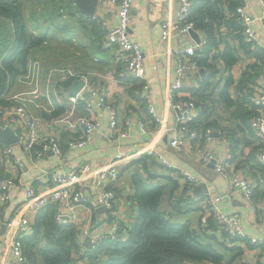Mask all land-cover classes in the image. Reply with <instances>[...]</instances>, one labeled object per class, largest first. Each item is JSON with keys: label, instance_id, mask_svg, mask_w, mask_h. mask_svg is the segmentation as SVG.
<instances>
[{"label": "crops", "instance_id": "0c3cea01", "mask_svg": "<svg viewBox=\"0 0 264 264\" xmlns=\"http://www.w3.org/2000/svg\"><path fill=\"white\" fill-rule=\"evenodd\" d=\"M20 1L24 9L25 1ZM48 2L50 12L47 14L48 20L42 26L44 30L42 33L46 38L49 33L46 60L43 64L45 78L42 81L46 86L48 78L51 82L55 80V83L63 80L65 78L63 75L56 78L53 73L60 71L56 69L64 67L72 66V69L84 71L87 85L82 87L83 99L80 100L79 107L77 104L76 113L86 114L98 120L100 124L91 141L79 149H68L66 142L70 131L60 122L56 123L59 117L70 110L71 103L68 101L67 105L65 99L63 101L54 99L53 102L47 96L39 95L36 101L41 105L31 103L36 108L45 109L41 114L44 118L40 119L38 132L56 135L64 146L63 155L60 157L54 152H49L37 157L25 150L18 141L13 145L12 153L4 154L3 162L0 163V177L3 175L17 177L24 185L34 184L40 191H47L53 187L51 176L54 172L67 173L80 168L84 163H89L91 167L126 163L121 166L113 188L121 189V192L115 189L118 199L114 207L127 227L133 225L138 212L137 200L133 197L127 198L128 193L133 194L134 189L131 175L135 170H139L144 178H148L151 172L154 176L150 177V181L163 186L159 203L161 211L174 222L189 223L197 232L201 242L212 244L223 255L219 263L209 260H185L182 264H264L263 245L252 244L248 239L232 240L226 234L202 228L200 218L206 206L205 201L198 199L220 196L218 203L220 210L224 213L239 214L246 235L264 240V163L260 161L256 133L254 134L243 120L245 105L242 103L240 90L242 72L250 64H259V58L239 48L238 60L231 67H227L222 57L224 41L233 46H238L239 43L231 29L221 25L223 41L207 56L211 66L206 68L201 65L205 69V76L203 77L200 72L197 75H189L186 87L175 91L172 95L171 85L176 78V50L184 43L189 44L199 41L200 38H206L204 31L194 29L196 35L191 33L187 37L177 35L170 40L162 39L161 23L173 18L177 0H134L133 2L129 32L131 39L145 52L144 74L141 80L123 74L117 59V48L104 42L102 37L95 36L92 31L93 21L102 25L119 22L116 7L110 0H98L92 18L80 11L76 0L74 2L65 0L66 14L62 13V8L59 11L63 0H48ZM242 3L245 5V11L255 17L252 27L257 34V42L251 44L252 48L260 50L264 57V19L261 18L264 12L263 2L242 0ZM24 14L28 22L25 10ZM202 57L204 56H200L198 60ZM260 65L264 70V63ZM20 78L16 83V86H20L19 90L12 91L14 89L12 87L7 94L31 89L29 85L30 88L25 90L24 78ZM206 79L209 81L204 82ZM52 85L51 95L54 89L62 92L60 88ZM70 87L66 92L72 93ZM38 88L40 91V86ZM93 91L97 94H93ZM84 92H88V96H84ZM98 95L104 96L107 104L117 111L118 124L113 140L108 139L111 127L107 109L96 104L88 108V103L93 102ZM147 95L153 113L148 108ZM186 96H193L200 106L194 124L211 127L213 134L210 139L201 135L196 137L187 135L184 138L183 148L178 149L170 144L174 137L181 136L176 131L177 112L173 103ZM58 107H62V111L55 115L54 111ZM4 144L7 143L0 141V146ZM207 152L222 159L233 174L246 177L255 184L253 199H244L232 187L231 181L216 170L215 161L209 163L204 161L203 157ZM133 160H137V163L132 164ZM20 165L24 167L23 171L20 170ZM88 177L89 174L83 173L82 180L76 184L86 196V200L77 206L80 220L88 219L93 223L99 219L106 220L107 209H99L101 205L96 200V188L83 184L88 181ZM187 189L190 195L186 194ZM9 193L10 201L0 208L2 220L0 264H11L12 242L25 232L19 222L13 218L14 209L25 198V190L11 186ZM35 215L36 213L31 216L32 220ZM10 221L12 224L9 225ZM100 223L105 227L109 225L101 221ZM3 224L6 225L4 231ZM80 261L81 264H86L87 259Z\"/></svg>", "mask_w": 264, "mask_h": 264}, {"label": "built area", "instance_id": "2783aa9c", "mask_svg": "<svg viewBox=\"0 0 264 264\" xmlns=\"http://www.w3.org/2000/svg\"><path fill=\"white\" fill-rule=\"evenodd\" d=\"M116 7L119 15L117 24L102 25L104 29V40L108 44L114 45L117 48V59L120 70L123 74L134 79L141 80L144 74V50L138 43L134 42L130 36L129 20L134 0H110ZM264 5V0H262ZM193 1L192 0H177V7L172 19H167L161 23L162 39L170 40L171 38L180 36H189L195 29V21L192 16ZM239 21L242 26V34L248 42L256 43L257 34L253 30L252 22L255 20L250 13L245 11V5L242 3L236 9ZM264 19V12L261 17ZM207 47V39L200 38L197 42L181 45L175 54L176 61V78L171 85L172 95L175 91L181 90L187 85L189 75H197L200 72L201 64L198 60L202 56ZM65 78L71 77L74 80H84V86L87 85V76L81 70L64 67L60 69ZM40 75V62L34 61L24 78V82L31 86L28 91H22L14 94H5L0 98L4 102H0V127L6 128L11 126L17 135L19 142L25 150L30 151L34 156L41 157L49 152H54L58 156L63 155L59 140L52 134L38 132L40 119L33 115L28 105L35 103L38 106L36 98L39 94V86H36L37 79ZM56 84V83H55ZM54 84V86H55ZM53 85L48 78L45 86L46 96L51 101L50 92ZM146 86V85H145ZM34 87V88H33ZM84 88V87H83ZM76 94L65 92V97L71 103L72 107L67 113L57 119L68 126V130L74 135L67 139L66 147L68 149H79L94 137L100 122L88 117L86 114H76L77 104L79 107L80 100L83 99L82 90ZM254 94L250 97L253 104L258 107V113L252 119V126L259 137V157L264 163V71L261 73L260 82L254 88ZM93 94H97L93 91ZM148 98V108L153 113V107ZM93 104L107 109L110 120L111 131L108 134V139L115 138V129L118 124V115L114 107L107 104L104 96H97L93 102L88 103V108ZM173 107L177 112V127L176 131L181 136L174 137L170 144L171 146L182 149L184 138L196 137L201 135L210 139L213 134L211 127L201 128L194 124L196 116L200 110V106L193 96H186L177 102L173 103ZM14 144H4L0 146V161H3L4 154H10L13 151ZM121 156V154L119 155ZM161 158V157H160ZM206 163L215 161L216 170L224 177L228 178L232 187L244 198L251 200L255 194V184L246 177L233 174L226 166L222 159L216 158L211 152H207L204 157ZM20 170L24 167L20 165ZM89 174L88 181L83 183L85 186L95 187L97 190L96 200L99 205L105 206L107 209L106 220L99 219L103 223H109L107 227L102 226L100 221L93 223L87 221L79 228L78 243L81 246L80 254L84 253L86 243L89 241L92 247H96L104 241L114 240L118 236L127 233V226L121 216H118V211L114 204L118 199L117 192L113 188L112 183L119 176L118 164L112 163L105 167H91L89 163H84L80 168L71 170L70 172H54L51 176L53 187L47 191H40L34 184L24 185L17 177L3 175L0 177V208L8 204L10 201V187L16 186L25 190V198L14 209V216L20 227L25 230L26 234L31 230V216L36 211L49 203L57 204V220L61 223L75 222L77 220V206L81 205L82 201L86 200L82 189L77 188L76 184L82 180V174ZM190 178V177H189ZM193 184L195 182L193 181ZM187 195H190L187 189ZM205 201L206 210L201 214V222L206 224L212 218L217 226L218 232L226 234L230 239H248L252 244L264 246V240L260 238L248 237L241 225V217L237 213H224L219 208L220 196H210L198 198ZM67 209V211H64ZM2 220L0 218V226ZM12 224V221L8 223ZM23 234V235H24ZM17 236L12 242L13 260L11 264H31L27 256L23 252V243L21 237Z\"/></svg>", "mask_w": 264, "mask_h": 264}, {"label": "trees", "instance_id": "16d2710c", "mask_svg": "<svg viewBox=\"0 0 264 264\" xmlns=\"http://www.w3.org/2000/svg\"><path fill=\"white\" fill-rule=\"evenodd\" d=\"M192 1L195 29L204 31L207 39L204 57L199 59L201 65L206 68L211 66L207 56L223 41L221 25L231 29L239 43L238 46H233L224 41L222 57L227 67H231L238 60L239 48L260 60L259 64L248 65L240 79L242 103L245 105L243 120L255 134L252 119L257 115L258 107L252 103L250 97L254 94L251 92L252 87L259 83L262 69L260 63H264V57L260 50L252 48L242 34V26L236 14L242 0ZM92 23L95 36L102 37L105 42L102 24L94 21ZM47 46L45 34L38 35L29 29L20 0H0V97L7 94L19 78L28 73L33 61H39L42 66L45 64ZM208 81L206 79L204 82ZM73 82V78L67 77L58 80L55 87L64 88L66 91ZM0 102H4L3 99L0 98ZM61 111L62 107H58L54 114ZM206 127L209 126L203 128ZM131 163L135 164L137 160ZM152 176L154 174L150 172L148 178H144L139 170L131 175L134 189L132 196L128 193L127 198L133 197L137 200L138 212L125 235L114 240L108 239L96 247L86 245L84 253L80 254L79 233L75 224L59 222L56 218L57 204L49 203L37 210L31 230L21 237L24 254L31 264H81L82 259H87L86 264H182L185 260L219 263L223 259L222 253L212 244L201 242L189 223L174 222L161 211L159 203L163 186L150 181ZM113 185L116 184L113 182ZM116 190L121 192L119 188ZM201 225L204 229L218 232V226L212 218L206 224L201 222Z\"/></svg>", "mask_w": 264, "mask_h": 264}, {"label": "rangeland", "instance_id": "374dc122", "mask_svg": "<svg viewBox=\"0 0 264 264\" xmlns=\"http://www.w3.org/2000/svg\"><path fill=\"white\" fill-rule=\"evenodd\" d=\"M25 1V3H24V10L26 11V14H27V18H28V27H29V29L32 31V32H34V33H36V34H38V35H41V33H42V31H44L43 29H42V26H43V23L45 24V22H46V20H48V16H47V14L50 12V7H49V2H48V0H24ZM35 4H36V6H35ZM65 6H66V2H65V0L62 2V13L63 14H66L67 13V11L65 10ZM48 33V32H47ZM43 34V33H42ZM49 34V33H48ZM48 34H47V38H48ZM244 36V35H243ZM46 38V39H47ZM251 43V42H250ZM252 45L253 44H255V43H251ZM215 50H213L211 53H213ZM211 55H213V54H211ZM69 68H71L72 69V66L71 67H69ZM82 71V70H81ZM263 69H261V71L260 72H262L263 73ZM82 72H84V71H82ZM85 73V72H84ZM63 74V72H61V71H56V72H54L53 73V75H55V77L57 78V77H59L60 75H62ZM260 77H261V73H260ZM45 78V73H44V68H43V66L42 65H40V75H39V79H38V81H37V84L40 86V92H39V94H38V96L39 95H41V97L43 96V95H45L46 96V91L44 90L43 91V88L45 89V84L43 83V79ZM48 80V79H47ZM52 84H55V80H52V82H51ZM43 84H44V86H43ZM23 85H25L26 86V89L25 90H27V89H29L30 88V86L29 85H26L25 83H23ZM256 86V85H255ZM19 85H17L16 86V84L13 86V90L12 91H17V90H19ZM51 89H52V86H51ZM252 91L251 92H253L254 91V88L252 87V89H251ZM19 92H22V91H19ZM248 93H250V91L248 90L247 91ZM15 93H18V92H15ZM43 93V94H42ZM12 94H14V93H12ZM65 92H59V91H55V89H54V92L52 93V95H50V97H51V99L53 100V102H54V99L55 100H59V101H63L64 99L66 100V104L68 105V100H67V98L65 97ZM44 98V97H43ZM36 99H39V98H36ZM41 103H43L42 101H40ZM48 103H49V101H48ZM70 103V102H69ZM38 104H40V103H38ZM44 104V103H43ZM41 105V104H40ZM28 107H29V109H30V111L32 112V114L33 115H35V116H37L39 119H41L43 116L41 115V114H43V110H45V109H43V108H40V107H38V108H36L35 107V105L33 104H29L28 105ZM214 110L216 111V107H214ZM77 111V110H76ZM77 114V113H76ZM227 116H229V115H227ZM44 118V117H43ZM226 120H229V119H226ZM58 123H56V124H59V122L60 121H57ZM65 128L67 127L68 128V126L66 125V124H64L63 122H60ZM39 127H40V124H39ZM201 128H203V127H201ZM40 133H48V132H40ZM49 134H51V133H49ZM52 135H54V134H52ZM74 135V133H72V132H70V134H69V138H71L72 136ZM58 140H59V142H60V139L56 136V135H54ZM68 137V136H67ZM258 140V143H259V139H257ZM61 143V142H60ZM67 143V142H66ZM62 145V144H61ZM62 148L64 149V146L62 145ZM66 149V148H65ZM3 161H0V163H2ZM129 162V161H128ZM124 164H126V163H124ZM124 164H122V165H124ZM2 165V164H1ZM122 165H118V169L120 170L121 169V166ZM120 167V168H119ZM119 177V176H118ZM78 188V187H77ZM77 214H78V212H77ZM106 216H107V214H106ZM87 221H90V220H80V216H79V214H78V217H77V220L75 221V222H72V223H74L75 224V226H76V229H77V231L79 232V228L81 227V225L82 224H84V223H86ZM89 242V241H88ZM86 245H87V243H86ZM91 247H92V245H91ZM80 262H82V261H80Z\"/></svg>", "mask_w": 264, "mask_h": 264}, {"label": "water", "instance_id": "95a60500", "mask_svg": "<svg viewBox=\"0 0 264 264\" xmlns=\"http://www.w3.org/2000/svg\"><path fill=\"white\" fill-rule=\"evenodd\" d=\"M97 2H98V0H76V3L78 5L80 11L89 18H92L94 16ZM192 34L196 35V31L193 30ZM200 73L203 77L205 76V69L203 67L200 68ZM83 86H84V80H82V79L74 80L72 86L70 87V91L73 94H76L77 92H79L82 89ZM88 94H89L88 92L83 93L84 96H86V95L88 96ZM0 141L7 143V144H15L19 141V135H17V133L15 132V130L11 126L6 127V128L0 127ZM203 188H205V190H206L205 186H203ZM197 189H200V187H197ZM99 209L106 210V207L105 206H99ZM5 227H6V225L3 224L2 225L3 231L5 230ZM87 246L91 247V243L87 242Z\"/></svg>", "mask_w": 264, "mask_h": 264}]
</instances>
